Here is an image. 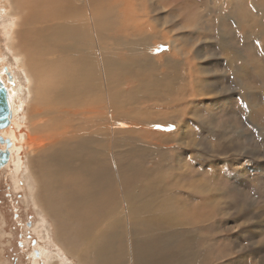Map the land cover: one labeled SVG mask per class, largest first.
<instances>
[{
    "label": "rangeland",
    "instance_id": "rangeland-1",
    "mask_svg": "<svg viewBox=\"0 0 264 264\" xmlns=\"http://www.w3.org/2000/svg\"><path fill=\"white\" fill-rule=\"evenodd\" d=\"M106 1L114 20L112 29L118 27V21L120 24L112 34L128 40L134 48L140 47L139 40L147 43L141 53H148L153 70L162 78L150 81L146 73H140L139 78L127 77L119 88L131 87L127 92L124 89L125 96L110 110L113 116L118 113L110 128L114 138L138 147L127 160L144 164L147 185L154 186L160 199L175 203L169 209L177 219L166 225V230L185 231L198 254L190 264H264V0ZM8 2L0 0V67L8 64L15 75L16 121L22 128L20 144L24 145L14 164L0 168V264H79L74 256L64 259L56 244L74 245L81 221L74 217L67 227H59L53 213L61 210L63 202L55 205L50 216L41 202L33 199L38 185L29 162L35 166L40 150L33 148L30 138L31 132L40 133L31 126L33 94L24 62L27 55L14 46L17 36L27 39V32L18 22L23 16L14 15ZM17 29L24 33L20 35ZM109 41L107 47H114ZM139 50H129L124 44L114 52L131 63ZM52 56H35L41 74L48 59L59 65ZM3 80L9 83L6 75ZM135 94L141 98H133ZM65 122L66 131H72V123ZM107 136L108 149L117 148ZM37 164L41 169L39 160ZM125 220L128 223L126 215ZM131 229L136 235H152L156 246V229ZM47 230L53 241L47 238ZM37 242L43 245L41 256ZM178 249L172 250L169 261L185 264L183 258L176 261ZM116 250L119 255L120 249ZM32 256L39 258L33 260Z\"/></svg>",
    "mask_w": 264,
    "mask_h": 264
},
{
    "label": "bare ground",
    "instance_id": "bare-ground-1",
    "mask_svg": "<svg viewBox=\"0 0 264 264\" xmlns=\"http://www.w3.org/2000/svg\"><path fill=\"white\" fill-rule=\"evenodd\" d=\"M105 1L9 0L8 2L13 7L14 15L20 19L23 16V20L18 22H21L20 26L23 25L24 32H27V39L20 40L23 31L17 29L21 36L16 37L19 41L14 46L17 51L19 49L27 55L25 56L27 60L24 62L27 61L26 67H28L31 81L30 90L33 94V98H30L33 121L31 126L35 132L40 133L32 135L33 132H31V142L29 141L34 149L40 150L36 163L33 162L35 166L32 160L28 161L34 175L33 180L38 185L37 197L33 193V199L37 203L40 201L41 204L40 202L39 204L43 206L45 214L50 216L55 205L63 202L61 210L53 213L59 227L61 225L67 227L74 217L81 221L82 227H76L77 241L74 245L56 244V249L64 259L71 255L78 260L79 264H172L169 261L170 254L175 247L179 246L176 261L179 263L183 258L185 264H190L191 260L196 261L194 258L198 254L192 244L189 245L190 239L184 233L185 231L166 230V225L177 219L176 213L169 209L174 208L175 203L171 204L168 199H164L165 197L160 199L161 195L156 194L154 186L147 185L148 182L146 183L147 180L144 179L145 167L142 162L134 161L133 158H131L132 161L127 160L135 153L134 150H138V147L127 146L125 139L114 138L111 135V119L118 113L113 116L110 110L115 108L119 98L125 96L124 92L131 87L127 89L123 86L124 91L119 86L127 77L139 78L140 73H146L150 81L156 82L159 81L160 76L153 70L155 65L151 62L148 53H141L147 43L139 40L137 45L140 47L134 48L128 40H124L118 34H112L111 31L118 28L120 24L118 21V27L112 29L114 20L108 9L110 6L108 7V2ZM24 3L26 5L22 7ZM44 3L48 7L51 6L50 10L47 7L49 11L45 10L46 6L42 7ZM137 37L135 36V39ZM107 40L115 43V46L108 48ZM124 44H128L129 50L140 49L139 53L134 52L136 55H133L132 61L129 60L131 63L124 62L120 55L114 52L115 47ZM16 53L14 52L15 55ZM35 54H42L44 57L57 54L58 57L53 59L52 56V59L58 61L59 65H53L48 59L41 74L42 70L40 71L37 64L39 58L37 59ZM17 56L20 60L24 59L19 52ZM19 58L16 57V59ZM7 65L0 67L2 81H4L3 75H6L4 67L11 74L9 83L6 84L5 81L3 83L8 90L12 116L6 129H0V135L11 141L6 166L16 162V155L21 153L20 150L24 145L23 142V145L20 144L19 133L22 128L16 121V112L19 107L15 97L18 88L13 70ZM151 84L160 85L159 83ZM132 90L134 91L132 88L130 93H133ZM148 91L147 89L145 92L146 96ZM158 92L159 90L155 91L156 94ZM135 95L133 98L139 99L137 96L139 94ZM130 96L132 97V94ZM139 96L141 98V95ZM126 99L129 100L128 97ZM36 117L42 118L37 120ZM66 120L72 123L74 127L72 131H66L68 129ZM96 120L97 126L101 127L102 131L101 128L96 127ZM16 127H19L17 131ZM93 127L97 129H92ZM107 134L108 139L117 148L108 149L105 138ZM27 140L26 144H28ZM135 143L140 147L136 140ZM0 144H3L0 149H5V143ZM34 158H36L35 155ZM38 160L41 163V169L37 164ZM36 164L40 170L36 168ZM125 215L128 217V223L125 222ZM111 217L112 219L109 220ZM43 224L46 225L45 220ZM138 226L156 229V246L153 245L152 235L147 238L139 235L140 233L136 235L132 232L131 228ZM37 232L41 237V230ZM46 233L51 241L49 231L47 230ZM63 239H67L66 235H63ZM76 246L78 248L74 250L73 247ZM36 247L40 256L44 254L43 245L37 242ZM117 248L120 249L119 255L116 252ZM32 257H35L33 260L39 258V256ZM180 264L184 263L180 262Z\"/></svg>",
    "mask_w": 264,
    "mask_h": 264
},
{
    "label": "water",
    "instance_id": "water-1",
    "mask_svg": "<svg viewBox=\"0 0 264 264\" xmlns=\"http://www.w3.org/2000/svg\"><path fill=\"white\" fill-rule=\"evenodd\" d=\"M4 71L6 73L7 80H10L11 74L8 72L6 67H4ZM11 116L12 113L9 106L8 90L3 81L0 79V129H3L8 125ZM0 143H5V149H0V168H2L8 160V147L11 145V141L9 138H3L0 135Z\"/></svg>",
    "mask_w": 264,
    "mask_h": 264
}]
</instances>
